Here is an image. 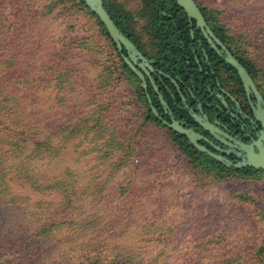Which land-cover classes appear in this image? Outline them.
I'll list each match as a JSON object with an SVG mask.
<instances>
[{"label": "rangeland", "instance_id": "374dc122", "mask_svg": "<svg viewBox=\"0 0 264 264\" xmlns=\"http://www.w3.org/2000/svg\"><path fill=\"white\" fill-rule=\"evenodd\" d=\"M197 1L264 78V0ZM152 2L108 0L136 30L149 27ZM103 57L112 65L113 46L80 0H0V264H264V172L218 180L192 166L145 125L125 81L115 112L100 110L114 95L113 84L100 94ZM100 117L106 131L75 129ZM116 130L124 141L110 151ZM48 140L54 149L39 148ZM27 173L72 183L60 195Z\"/></svg>", "mask_w": 264, "mask_h": 264}, {"label": "flooded vegetation", "instance_id": "af4514ba", "mask_svg": "<svg viewBox=\"0 0 264 264\" xmlns=\"http://www.w3.org/2000/svg\"><path fill=\"white\" fill-rule=\"evenodd\" d=\"M152 1L155 11L162 7L164 26H150L148 30L168 32L163 37L170 39L169 49L159 57L163 49L148 53L129 37L148 62L138 61L143 63V69L136 65L145 76L146 87L130 69L145 89L150 111L154 113L156 108L159 116L154 115L167 127L170 126L166 122L172 123L174 118L200 134L198 142L210 152L232 162L240 161L245 155L243 145L255 144L264 135V82L257 67L197 0L206 21L202 27L196 19H190L176 0ZM229 56L245 68L253 84L247 87L238 68L228 60ZM196 116L212 128L202 125Z\"/></svg>", "mask_w": 264, "mask_h": 264}, {"label": "trees", "instance_id": "16d2710c", "mask_svg": "<svg viewBox=\"0 0 264 264\" xmlns=\"http://www.w3.org/2000/svg\"><path fill=\"white\" fill-rule=\"evenodd\" d=\"M84 6L98 19V21L100 22V24L102 25L105 34L107 36V38L110 40L112 46H113V51H114V57L116 60H114L112 62V65H107L108 64V60L107 58L101 59L100 63L102 65V80H101V85H100V94L102 93H106L107 90L103 89L102 86H107V85H111L113 84L114 89L111 97L112 99L107 103V99L105 97H102V100L100 102V110H105V109H111L112 113L115 112V109L117 108L115 105V103H117V101L119 100V97L121 96V91H119V86L124 83V81L127 83V85H130L132 87V98L135 99V103L139 104V106H141L142 110L145 113L144 116V123L149 124V126L153 129L157 128V129H161L165 131V134L170 137V139L173 141V144H175L177 146V148L180 150V152L184 155V157L189 160V162L192 164V166L195 165H204L205 168L207 169V172H209L215 179L221 180L223 179L226 175H222L225 174L226 171H229L230 173L234 172V173H242L244 175H257L260 172H264V170H258L255 168H235V167H228L224 164H222L221 162H219L218 160L210 157L209 155H207L206 153H203L201 151H199L188 139L186 138H182V136H180L179 134H177L175 131H173L170 127H167L161 120H159V118L157 116L154 115L153 112L150 111V106L147 104V99L145 97V89H143L140 85V81L138 80V78L136 77V75H134L133 71L130 69V67L127 65V63L124 61V58L122 57V51L124 53H126V50L123 49L122 51H120L116 45V43L112 40V38L110 37L105 25L101 22V20L99 19V17L91 11V9L86 5L84 0H80ZM156 1V0H154ZM105 2V7L108 10V12L110 13V15L112 16L113 20L115 21V23L118 25V27L125 33V35H127L128 37H131V39H133V41L137 42V44L145 51H147L148 53H156L157 49H163L161 51V53H158V56L161 57L163 51L165 49H169L170 47V39H167L165 37H163V35L167 34L168 32H162V30L160 31H149L147 26L144 27H140L139 29L136 30V27L132 26V18L128 17L126 15H124L123 13H118L115 10H113L110 5L108 4V0H104ZM162 9V7L155 11L154 8V16L150 19V23H149V27L153 26V27H161L164 26L163 22V14L160 12V10ZM218 26L223 27L225 33H227L228 35H230L231 31L222 26L221 23L219 21H216ZM141 31H145L144 34H141ZM162 36L163 38H159L158 36ZM232 35V34H231ZM230 35V36H231ZM149 36H152L151 38H149ZM233 39L234 37L231 36ZM149 38V39H148ZM235 40V39H234ZM233 40V41H234ZM150 47V48H149ZM241 49H243L242 47H240ZM149 49V50H148ZM244 50V49H243ZM153 51V52H150ZM245 51V50H244ZM246 52V51H245ZM250 59V58H249ZM253 64L254 67H257L258 72L260 73V76L264 82V78L263 75L261 73V67H259L257 65V63H255L252 59H250ZM115 104V105H114ZM135 114V113H134ZM120 120V119H119ZM122 121H125L127 124L130 123V119L128 118V116L126 115ZM80 125H78L75 129H78L79 131H83L84 129H86V126H88V129H99V125H100V129L104 128V131H106L108 129L107 124L104 122V120L100 117V123L99 120L96 119L94 120V122L92 124L87 123V119H81L80 120ZM88 124V125H86ZM115 129V126H113L112 130ZM118 130L115 131V136H109L108 140H106L104 142V145H108L110 148V151H113V147L114 146H118L120 144H123V139L122 137L119 136ZM73 134L72 133L69 134V136ZM138 134V133H137ZM135 136H136V132H135ZM64 137V135H63ZM113 138V139H112ZM127 140L128 145H124L127 146V150L130 153V157H133L134 155V147L136 146V142L135 139H130ZM126 142V141H125ZM39 148L43 147V146H48L50 147V149H54V144L52 140H48L47 142H42L40 144H38ZM127 155V154H126ZM129 156H125V158L120 159L119 162L114 163V165L116 167H124L126 166V164H128V158ZM210 169V170H208ZM229 174V173H228ZM31 183L32 185H34L35 189H39V190H43V191H47L49 190L51 193H57L60 194L61 193H68V186L72 183L71 181H67L65 179H57L55 178L54 180H52L50 185H45L44 183H42V185L40 183H38V179L34 178L36 176H31L29 173H27V175L25 176ZM33 177V178H32ZM108 181V180H105ZM107 184V183H105ZM68 187V188H67ZM48 191V192H49ZM50 192L48 194H50ZM22 202V197L20 195H14L12 200H6V205L7 207H9L10 205L14 204V203H19ZM9 209V208H8ZM10 244H12V242H10ZM262 250V251H261ZM259 251V255H262V252L264 251V246L262 247ZM2 256V255H0Z\"/></svg>", "mask_w": 264, "mask_h": 264}, {"label": "water", "instance_id": "95a60500", "mask_svg": "<svg viewBox=\"0 0 264 264\" xmlns=\"http://www.w3.org/2000/svg\"><path fill=\"white\" fill-rule=\"evenodd\" d=\"M84 1L86 5L91 9V11L94 12L99 17L101 22L105 25L110 37L116 43L118 49L120 51H122L123 49L126 50V54L123 53V58L125 62L143 82V86L146 87L147 83H146L145 76L140 70H138L136 66V65H139L143 69L144 68L143 63H139L138 61L142 59L145 60V58L140 52V50L137 48V46L130 40L128 36L125 35V33L115 23L112 16L110 15V13L105 7L104 0H84ZM176 2L188 14L190 19L197 20L198 26L202 27L206 25V21L202 15V12L198 4L195 2V0H176ZM228 60L231 61L232 64H234L238 68L247 87L249 84H253L250 78V75L245 70V68L242 67L238 63V61L233 59L231 56L228 57ZM146 64H148L147 61H146ZM146 72L148 73V71ZM155 88L158 90L156 84H155ZM161 99H162V102L166 104L162 96H161ZM153 111L155 115L159 116V112L156 108H153ZM196 118L200 123H202V125H204L208 129L212 128L208 123H203L202 119L199 116H196ZM172 120H173L172 123H168V122L166 123L173 130H175L176 132L182 135H185L187 139L199 151L210 153L213 157L218 159L221 163L225 164L226 166L235 167V168H249L250 167V168H255L258 170H264V135L262 136L260 140L256 141L255 144L243 145L242 148L245 151L244 157L238 162H232V161L227 160L221 155L210 152L205 146L200 144L198 142V139L202 137L200 134L196 133L194 130L187 129L184 126L180 125L179 122H177L174 118H172ZM255 146L257 147V151L255 150Z\"/></svg>", "mask_w": 264, "mask_h": 264}]
</instances>
